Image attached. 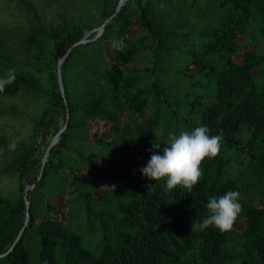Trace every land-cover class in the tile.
Segmentation results:
<instances>
[{
    "label": "trees",
    "instance_id": "trees-1",
    "mask_svg": "<svg viewBox=\"0 0 264 264\" xmlns=\"http://www.w3.org/2000/svg\"><path fill=\"white\" fill-rule=\"evenodd\" d=\"M16 1L33 16L0 25V77H16L0 96L21 94L39 128L53 115L67 128L28 188L34 139L13 151L0 137V173L21 182L0 195V264H264V0H128L117 13L120 0H90L96 26L114 15L98 38L81 16L46 23ZM22 114L0 104V118ZM198 126L223 141L191 190L130 174L127 162L147 165L153 141L162 155L169 132ZM117 155L96 193L90 174ZM228 191L241 194L232 229L191 232L209 197ZM57 195L65 219L54 214Z\"/></svg>",
    "mask_w": 264,
    "mask_h": 264
},
{
    "label": "rangeland",
    "instance_id": "rangeland-1",
    "mask_svg": "<svg viewBox=\"0 0 264 264\" xmlns=\"http://www.w3.org/2000/svg\"><path fill=\"white\" fill-rule=\"evenodd\" d=\"M36 8L37 13L46 23L56 22L58 12H66L69 15H78L86 19L93 27V30L98 29L101 26H96L98 18L95 15L96 8L92 5L90 0H29ZM32 13L26 9L21 8L16 0H0V25L15 26L17 24L24 25L27 19L32 17ZM92 30V31H93ZM97 33V31H96ZM97 35V34H96ZM251 50L258 49V45H251ZM242 55H236V60H240ZM0 104L7 108H18L23 111L22 116L19 118L13 116L0 118V137H4L9 143L28 141L33 138L35 141V152L33 162L30 165L29 171L23 181L26 188L29 184L35 180L39 175L40 165H43V161L50 144L56 138L58 132L64 128L66 120L62 115H53L48 121V124L39 128L32 121L31 117L35 113V109L27 104L22 95L15 98H4L0 96ZM109 137L108 134H103L98 143ZM78 143L75 144L77 146ZM135 152L139 155V152L135 148ZM97 154V150H94ZM74 156L71 155V158ZM107 163V167L98 174H90L89 179L93 185L94 191L97 193L101 191V186L104 182L108 181L114 176V169L120 164V157L115 156L104 160ZM130 174H142L141 169L145 167L140 159H134L127 162ZM81 175L83 173L80 172ZM21 182L18 176H10L0 173V195H11L17 191ZM57 206V210L54 214H59L62 219H65L69 213V206L65 201V197L59 195L54 196L50 200ZM239 229L244 227V223L236 225Z\"/></svg>",
    "mask_w": 264,
    "mask_h": 264
},
{
    "label": "clouds",
    "instance_id": "clouds-1",
    "mask_svg": "<svg viewBox=\"0 0 264 264\" xmlns=\"http://www.w3.org/2000/svg\"><path fill=\"white\" fill-rule=\"evenodd\" d=\"M114 48H122L123 41H114ZM15 70L0 77V92L15 80ZM157 139L158 132H154ZM155 139V140H156ZM223 135H210V129L206 126H198L194 130H182L177 135L175 132L168 133V139L164 144L163 154H159L161 143L153 141L150 160L141 169L144 177L156 181L166 179V187L171 190L178 185L191 190L201 176V165L206 158L215 157L219 154ZM9 150H15L16 144H9ZM150 188L152 185L149 186ZM239 191H228L219 197H209L206 204L207 215L199 221L193 222L191 232L207 229L214 226L221 232L230 231L242 211Z\"/></svg>",
    "mask_w": 264,
    "mask_h": 264
},
{
    "label": "water",
    "instance_id": "water-1",
    "mask_svg": "<svg viewBox=\"0 0 264 264\" xmlns=\"http://www.w3.org/2000/svg\"><path fill=\"white\" fill-rule=\"evenodd\" d=\"M127 1H128V0H120V1H119V4H118V6H117V9H116V12H115V13H117ZM113 16H114V15H113ZM113 16H112V17H113ZM112 17H110V18H109V19H108V20H107V21H106L101 27H99L98 29H95V30L92 31V32H96V31H97L96 38H98V37L101 36V34H102L103 30H104V27L110 22V20L112 19ZM86 42H89V40H87V39H83V40H81L80 42L76 43L74 46H76L77 44H80V43H86ZM74 46H73V47H74ZM65 57H66V55L61 59V61L59 62V65H58V76H59V82H60V84H61V82H62L61 66H62V63H63ZM67 122H68V119H67ZM66 128H67V123H66V125L64 126V128L61 129V130L58 132V134L56 135V138H55L54 141H52V143L50 144L49 149L47 150L46 155H45V158H44V161H43V165H42V170H41V172H43L44 164H45V162L47 161V157H48V155H49V152H50L51 148H52V147L58 142V140H59L61 134L66 130ZM25 196H27V191H25ZM27 222H28V221H26V223H27Z\"/></svg>",
    "mask_w": 264,
    "mask_h": 264
}]
</instances>
